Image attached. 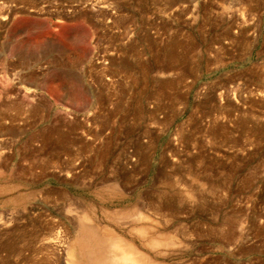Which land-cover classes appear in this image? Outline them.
I'll list each match as a JSON object with an SVG mask.
<instances>
[{"label": "rangeland", "instance_id": "1", "mask_svg": "<svg viewBox=\"0 0 264 264\" xmlns=\"http://www.w3.org/2000/svg\"><path fill=\"white\" fill-rule=\"evenodd\" d=\"M84 216L264 264V0H0V264H65Z\"/></svg>", "mask_w": 264, "mask_h": 264}, {"label": "bare ground", "instance_id": "2", "mask_svg": "<svg viewBox=\"0 0 264 264\" xmlns=\"http://www.w3.org/2000/svg\"><path fill=\"white\" fill-rule=\"evenodd\" d=\"M144 217L143 215L141 217L135 216L134 219L135 221L137 218L138 220H142L139 218L144 219ZM81 218L83 219L79 222V229L75 240L71 245L67 244V247L64 249L65 264H151V259L148 260L147 254L137 249L127 239L115 234L112 235L108 231H106L109 233L107 236L106 234H99L98 231L100 230L96 229L88 220H85V216ZM142 228L144 229V227ZM92 231L96 234L98 232V235H101L100 238H96ZM56 239L57 236L51 235L46 240L48 244L54 245L57 243ZM92 252H96L97 255L93 256ZM73 256L76 257V260L73 259ZM156 263L158 264V262Z\"/></svg>", "mask_w": 264, "mask_h": 264}]
</instances>
